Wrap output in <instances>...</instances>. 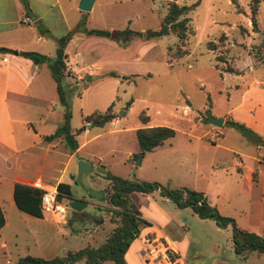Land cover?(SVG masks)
I'll return each instance as SVG.
<instances>
[{
	"label": "rangeland",
	"instance_id": "obj_1",
	"mask_svg": "<svg viewBox=\"0 0 264 264\" xmlns=\"http://www.w3.org/2000/svg\"><path fill=\"white\" fill-rule=\"evenodd\" d=\"M24 1L30 13H43L53 3L52 0ZM166 1L94 0L89 12H81L77 0H59L71 35L66 52L75 71L74 75L61 77L60 85L69 105L72 139L76 146L83 144V147L75 152L76 149L66 147L63 137L55 139L64 154H73L65 169V157L48 155L56 164L47 161L44 174L57 177L64 169L61 180L70 186L72 198L92 203L84 211L98 215L102 222L93 230L74 236L66 220L69 210L66 200L56 202L64 211L63 219L42 214V219L24 220L15 214L16 209L12 212L3 205L8 225L2 234L7 246L0 250V264H15L24 256L50 260L67 252L99 246L117 225V220L107 212L106 194L110 185L97 173L100 168L127 181L202 192L207 204L219 215L264 239V198L261 199L264 181L248 186L235 173L234 165L240 162L232 154L243 155L245 168L253 167L264 173V164L253 160L256 155L264 158V133L259 131L264 124L254 128L227 113L239 104L242 91L251 81H264V64H257L264 58V0L258 5L256 33H251L249 25V0H236L239 12L229 0H175L178 5L198 2L188 13L190 31L183 48L186 54L178 59L166 55L167 48L174 52L177 43L170 33L146 42L132 39L128 43L121 37L114 40L84 35L88 30L116 34L124 30H155L165 13ZM40 26L49 27L53 35L61 32L53 11L42 16ZM43 37L48 40L44 45L45 56L51 59L54 42L50 36ZM209 42L214 46L213 51L207 49ZM79 45L84 51L82 57L75 52ZM228 69L231 72L225 71ZM110 104L117 121L103 127H91L84 121L92 113H102ZM58 110L61 111L59 106ZM140 112L152 125L173 129L174 136L134 160L132 157L139 153L134 131L143 126L138 120ZM207 117L224 119L226 123L214 127L204 123ZM47 119L45 123L38 118L29 120L27 142L35 146L9 161L8 166H12L8 175L19 174V168L34 170L31 165L42 162L44 143L37 136L53 133L62 124L61 112L54 110ZM229 121L242 126L244 131L230 126ZM81 127L82 132L74 135ZM214 161H220L218 168L213 166ZM79 162L87 165L90 172H82L77 178ZM51 168L57 173L51 172ZM53 184L50 182L52 187ZM89 190L101 191L103 199L90 200ZM132 196L134 209L150 224L159 225L168 219L181 227L187 264L243 263L229 249V227L218 229L212 221L197 219L188 208L175 209L156 191ZM138 241L133 240L126 249L125 264H139L135 256ZM212 245L215 248L211 249ZM258 262L264 264V252L258 258L248 256L244 264Z\"/></svg>",
	"mask_w": 264,
	"mask_h": 264
},
{
	"label": "trees",
	"instance_id": "obj_2",
	"mask_svg": "<svg viewBox=\"0 0 264 264\" xmlns=\"http://www.w3.org/2000/svg\"><path fill=\"white\" fill-rule=\"evenodd\" d=\"M25 10L27 16V5L24 0H19ZM235 7L236 12L239 9L236 5V0H229ZM260 0H249L248 3V20L251 28V33L257 32L256 15ZM198 2H193L190 5H178L175 0H168L165 3V13L160 19L158 28L155 30H146L143 32H133L124 30L121 33H109L101 30H88L84 32L86 37H103L110 39L123 38L125 43L132 39L141 41H150L158 39L168 33L174 35L177 39L174 52L167 48L166 55L169 59H178L186 54L183 50L187 34L190 31L188 13L197 6ZM36 32L40 36L49 37L46 29H42L38 22L34 23ZM240 32L244 30L241 28ZM71 35L69 33L55 39L54 56L49 59L46 56L36 52H17L16 55L28 59L34 65H45L51 79L55 83V90L58 98V103L62 107V124H60L52 135L44 137L45 142L54 139H61L67 136L69 141L74 144L73 150L77 148L75 141L72 139V133L69 128L70 112L69 105L64 100L60 80L64 77L65 71V53L64 49ZM221 35L219 38L222 39ZM127 38V39H125ZM207 49L214 50L211 42L207 43ZM264 46V42H263ZM9 50L0 48V54H5ZM264 64V58L259 60ZM231 72L230 69L225 70ZM112 104V103H111ZM109 105L102 113H92L84 118V121L91 127H103L110 123L115 115L112 113V105ZM138 120L142 125L148 122V117L143 116L140 112ZM226 123V121L224 122ZM230 126L244 131V128L234 122H227ZM83 127L75 130L74 135L82 132ZM174 131L171 128L157 126V127H140L134 131V139L139 148V153L132 158L135 160L141 157L145 152H151L154 148L159 147L164 141L172 138ZM109 185V192L106 194V204L109 206L107 212L117 220V225L108 235L105 236L103 242L95 248H85L77 252H67L62 257H55L50 260H43L41 258L24 256L19 258L15 264H75L82 261L84 264H101L103 262H110L111 264H125L123 255L133 240L139 235L147 234V227L149 224L138 216L133 205L129 201L128 195L131 193L149 194L156 191L159 197L170 201L176 209L188 208L199 220L212 221L217 228H230V237L232 252L236 257H243L247 253L261 254L264 252V239L259 238L254 233L245 231L236 226L232 219L221 216L216 209L209 206L206 198L202 192H197L185 187L174 189L164 188L156 183H147L139 180L127 181L105 173L101 176ZM57 203L62 200L69 201L72 199L70 193V186L66 183H57L55 186ZM40 195L41 191L27 185L15 183L12 188V201L15 208L31 217L41 219L42 212L40 210ZM67 203V204H68ZM4 225V217L0 209V229Z\"/></svg>",
	"mask_w": 264,
	"mask_h": 264
},
{
	"label": "crops",
	"instance_id": "obj_3",
	"mask_svg": "<svg viewBox=\"0 0 264 264\" xmlns=\"http://www.w3.org/2000/svg\"><path fill=\"white\" fill-rule=\"evenodd\" d=\"M52 1V5L49 6L43 13L31 11L32 16L36 18L35 20H31L28 15H25L24 7L19 0H0V48L14 51L16 53L36 52L45 56L47 48L44 45H46L48 40L36 32L34 23L38 22L40 24L42 16L47 12L53 11L58 25L61 28V32L58 35H53L50 31V28L47 27L48 30H46L50 34L53 42L55 39L67 34L69 30V25L65 19V11L59 4V0ZM77 2H79V0H77ZM68 43L64 49L66 56V68L64 71L65 77L70 73H72V75L75 74L73 65L69 63L70 57H68L66 52ZM37 45L39 47H36ZM52 45L54 56L55 43ZM75 52L76 55L82 57L84 51L80 49L79 45L75 48ZM257 64L262 65V63ZM93 67L96 68L95 63L93 64ZM238 102L239 104L237 106L231 108L227 112L234 120L243 121L248 126H252L254 128L259 127L260 124H264V81H251L242 91ZM57 105L60 107L61 111L58 110ZM54 110L61 112L62 115V107L58 103L55 83L51 79L45 65H34L30 60L17 55H11L7 53L0 54V209L4 217V225L0 229V250H4L7 246V239L2 234L3 229L8 225L3 205H5V207L10 209L12 212H15L14 209H16L12 201L13 185L18 183L32 187L34 184H38L41 187H52L50 182L53 181V187L55 188L57 183H63L61 180L62 172L64 171L73 153L64 154L62 148L59 146V143L54 142L55 139L49 142H45L43 140L44 137L50 136L53 133H49V135L46 136H37L39 139L41 138L42 142L44 143V147L42 149L44 156L40 164L31 165V167L33 166L34 170H32V168H19V174L8 175V170L12 166H8L10 163L9 161L11 159L14 161V158L18 154L24 153L26 150L32 149L35 146L34 143L29 144L30 142H27L29 139V129L27 127L30 122L29 120L31 118H38L41 123L48 122L47 118ZM117 120L118 117H115L110 123ZM224 122L225 120L223 119L222 123ZM157 126L158 125H152L148 120V122L142 127ZM259 131L260 133H264V128L262 127L259 129ZM214 136L217 137L218 135L215 133ZM23 140H26V142L23 143ZM82 147L83 144L77 145L75 152L80 151ZM256 148H259V146H256ZM228 151L231 152L230 149H228ZM232 154L236 156L240 162V164L234 165L235 173L238 177L242 178L248 186H251V184L254 182H259L260 180L261 182L264 181V173L256 171L257 169H254L253 167L245 168L241 161L243 155L236 152H232ZM48 155L66 158L63 162L64 169L62 172L58 173L57 177L54 175L46 176L44 174L47 161H50L51 164H56L52 158L48 159ZM253 160H255L257 164H264V158L259 157L258 155H256ZM13 161L12 163H14ZM20 163L22 164L23 161H20ZM219 164L220 161L213 162V166H215V168H218ZM50 170L53 173H57V171L52 168ZM132 194L133 193L128 195L131 204L133 203ZM262 198H264V195H261V199ZM59 208L61 207L59 206ZM15 214L24 220L31 219V216L18 210L15 212ZM138 216L149 224V227H147V234L145 235H148L153 231H157L164 235L170 242L174 244L175 250L179 257L178 264H187L183 256V254L186 252V245L184 244L185 235L181 227L172 224V222L168 219L163 223H159V225L150 224L149 221H147V219H145L143 216H140L139 214ZM58 217L63 219V210L61 211L60 209L57 215L51 216L52 219ZM99 219L100 217H98V220ZM237 227L245 231L248 230L247 227ZM138 236L143 235L139 234ZM210 248H215V245H212ZM229 249L232 251L231 237ZM251 255L258 258L260 254L252 252L240 257L243 260V263L240 262V264H244L246 258ZM107 263L111 264L110 262ZM75 264L84 263L79 261ZM256 264L262 263L258 262Z\"/></svg>",
	"mask_w": 264,
	"mask_h": 264
},
{
	"label": "built area",
	"instance_id": "obj_4",
	"mask_svg": "<svg viewBox=\"0 0 264 264\" xmlns=\"http://www.w3.org/2000/svg\"><path fill=\"white\" fill-rule=\"evenodd\" d=\"M32 188L41 191L40 210L42 214L53 216L57 215L60 209L63 210L57 206L54 187H41L34 184ZM135 240L136 242L139 240L136 257L140 264H178L179 257L174 244L161 233L153 231L148 235L137 236Z\"/></svg>",
	"mask_w": 264,
	"mask_h": 264
},
{
	"label": "water",
	"instance_id": "obj_5",
	"mask_svg": "<svg viewBox=\"0 0 264 264\" xmlns=\"http://www.w3.org/2000/svg\"><path fill=\"white\" fill-rule=\"evenodd\" d=\"M93 1L94 0H79L78 5H77V9L81 12H89L91 9ZM27 15H28V17H30L31 20L36 19V18H34V16H32V14L30 13V11L28 9H27ZM6 53L11 54V55H16V52L10 51V50ZM92 79H95V77H92ZM222 122H223V119H220V118L207 117L204 120V123L211 125V126H214V127H220L222 125ZM63 142L69 150H73L74 144L71 141H69L67 136L63 137ZM82 172H90V168L87 165L83 164L82 162H79L78 167H77V178L82 174ZM97 173L102 175V176L105 175V171L102 168L97 170ZM87 196L90 200H94V201H100L103 199L102 192L98 191V190H89L87 192ZM89 204L93 205L90 202H89ZM86 206H87V203L85 201L74 199V198H72L68 204L69 210L72 212H75V213L84 211ZM72 219H73V217H71V216H67V218H66L67 222H69ZM73 221L79 227L76 230L72 229V228L70 229V230H72L71 233L74 236H76L77 230H85L86 232H88V231L93 230L97 225H99L102 222L100 220H95V219H90V218H86V219L81 218L79 220L73 219Z\"/></svg>",
	"mask_w": 264,
	"mask_h": 264
},
{
	"label": "flooded vegetation",
	"instance_id": "obj_6",
	"mask_svg": "<svg viewBox=\"0 0 264 264\" xmlns=\"http://www.w3.org/2000/svg\"><path fill=\"white\" fill-rule=\"evenodd\" d=\"M83 201H85L87 204H89V202H87L86 200H83ZM67 216L73 217L74 220H79L81 218L82 219L90 218V219L98 220V217H99L98 215H95V214L93 215L91 213H87L86 211H82V212L75 213V212H72L70 210H68ZM73 219L68 222L69 229L72 228V229H75L76 230L79 227H78V225L76 223H74ZM70 231H72V230H70ZM81 232H86V231L85 230H77V233H81Z\"/></svg>",
	"mask_w": 264,
	"mask_h": 264
}]
</instances>
